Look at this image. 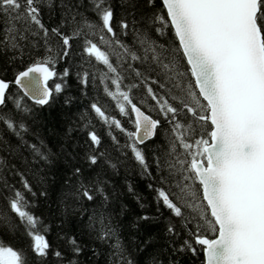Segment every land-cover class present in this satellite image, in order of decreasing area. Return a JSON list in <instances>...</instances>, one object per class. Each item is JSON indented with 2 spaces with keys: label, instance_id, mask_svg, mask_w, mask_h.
I'll return each mask as SVG.
<instances>
[{
  "label": "snow or ice",
  "instance_id": "6c2138e0",
  "mask_svg": "<svg viewBox=\"0 0 264 264\" xmlns=\"http://www.w3.org/2000/svg\"><path fill=\"white\" fill-rule=\"evenodd\" d=\"M44 2L0 0V19L5 23L0 53L11 51L9 62L22 63L27 47L22 42L30 37L42 38L48 53L44 58L32 59L11 80L0 78V109H7L9 101L13 105L11 110L0 112V124L23 141V134L28 132L26 120L32 114L23 105V98L44 107L65 91L69 71L57 73L55 64L68 58L72 42L79 41L87 62L92 67L104 66L100 73L104 93L116 102L122 115L134 114V128H124L98 100L91 104V110L109 128L114 126L127 136L125 147L149 175L139 145L157 135L161 120L134 102L133 89L143 86L155 102L153 107L170 126L165 155L155 157L160 181L168 185L167 190L157 189L158 200L176 217L183 216V209H199V220L206 225L203 233L199 223L194 231L189 229L191 239L173 251L193 256L202 251V264H264V0H160V11L145 18L143 27L137 26L141 22L136 18L134 0H126L131 20H117L110 0H88L86 11L94 13L95 20L80 11V2L59 0L57 4V0H46L50 10L59 7L62 14L60 25L51 30L42 22ZM146 3L152 4L153 0ZM66 26L70 32L65 31ZM166 31L174 47L167 41L158 43L151 35L155 32L163 36ZM130 34L132 44L121 39ZM51 37L59 41L57 52L49 46ZM76 75L84 87L90 79H96L88 69ZM185 75L191 78L186 85ZM126 78L131 82L125 84ZM154 84L178 101L179 107L155 91ZM169 84L171 87H167ZM13 86L20 96L10 92ZM175 89H180L183 96L172 95ZM64 102L71 104L72 98ZM88 136L93 146L101 144L95 131H89ZM3 143L0 140V145ZM28 148L35 157L48 161L42 142L29 144ZM102 156L92 154L87 161L97 165ZM8 171L0 157V230L14 233L23 227L29 242L26 248H14L0 239V264H32L28 253L35 264H48L50 255L63 260L64 252L54 250L47 239L49 226L29 210L31 202L26 193L36 196L32 185L22 173L14 172L20 178L21 188H17L9 182ZM80 172L76 168L74 175ZM98 196L102 203L88 218L89 237L111 250L109 264H133L110 215L103 211L108 201L103 185L81 182L75 191L81 203L95 202ZM198 196L199 204L193 203ZM168 232L175 234L172 227ZM66 242L73 257L84 251V244L75 236ZM68 264L77 261L69 259Z\"/></svg>",
  "mask_w": 264,
  "mask_h": 264
},
{
  "label": "trees",
  "instance_id": "16d2710c",
  "mask_svg": "<svg viewBox=\"0 0 264 264\" xmlns=\"http://www.w3.org/2000/svg\"><path fill=\"white\" fill-rule=\"evenodd\" d=\"M73 2H80L82 4L80 11L85 12L90 19H96L94 13L90 10L86 11L88 0H73ZM110 3L113 5L117 20L122 17L131 20L128 16L126 0H110ZM134 3L136 18L141 22L138 27H143L145 18L160 11V0H153L152 4L146 3V0H134ZM41 10L42 22L49 30L60 25L62 14L59 7L50 10L45 0L41 4ZM17 27L19 28L20 24H17ZM4 28L5 23L0 19V39H3ZM65 31L70 32L71 29L66 26ZM151 35L158 40V43L167 41L169 45L175 46L167 31L163 36H158L155 32ZM121 39L128 44L133 42L131 34ZM22 43L27 45L22 63L9 62L13 55L11 51L0 53V78L11 80L15 72L31 63L32 59L44 58L48 55L40 37H30L29 41ZM72 43L69 57L55 64L57 73H62L64 69L69 71L65 91L58 94L50 106L39 107L27 97L23 98V105L32 110V114L26 120L28 132L23 134V141L0 124V140L4 142L0 145V157H3L8 166L7 178L11 184L21 188L19 176L13 174L19 172L32 185L36 196L26 193L31 202L29 210L49 226L46 236L52 248L64 252L63 260H57L50 255L48 264H68L69 259H75L77 264H109L111 250L107 245L92 240L87 230L88 218L94 209L99 208L102 198L98 196L95 202L77 201L75 191L81 182L84 184L100 182L103 185L108 195L103 211L110 215L117 236L133 260V264H169L172 260H178L179 264H202L204 260L202 251L196 256L190 252L181 254L173 251L174 248H179L184 240L191 239L189 229L194 231L196 224H200L202 233L206 231V225L199 220V209L196 211L191 208L183 209V216L176 217L159 202L157 196V189H168V185L160 181L155 157H163L168 148L169 124L153 107L155 102L146 95L143 86L133 89L134 102L153 118L161 120L157 135L144 145H139L143 149L151 173L149 175L135 160L131 151L125 147L129 143L127 136L114 126L109 128L91 110V104L98 100L106 113L119 119L124 128L129 131L134 128L131 122L133 114L122 115L116 102L104 93V83L100 80V73L105 70L104 66L97 64L92 67L86 60L81 43L79 41ZM49 46L53 52H57L59 41L51 37ZM102 47L106 48V46ZM115 59L113 56V62ZM93 63L95 64L94 58ZM82 69H88L96 76L94 82L90 79L87 87L81 85L76 75ZM181 70L184 71L183 65ZM190 79V76L185 75L184 84L186 85ZM129 82L131 81L127 78L124 81L125 84ZM51 83L50 81L49 85ZM106 83L110 88H114L110 81ZM152 87L164 95V90L157 85L154 84ZM10 92L20 96L15 86ZM172 95L183 96V93L180 89H175ZM68 97L72 98L71 104L64 102ZM164 98L173 106L179 107V102L172 100L171 96L164 95ZM12 108V102L9 101L7 109H0V112ZM89 131H95L100 137L101 144L98 147L91 144ZM40 142H42V151L49 157L48 161L35 157L28 148L29 144H40ZM100 153H103V156L97 165H91L87 161V156ZM113 164L115 168L111 167ZM76 168L81 169L78 176L74 175ZM130 187L131 191H129ZM42 192L46 195H41ZM4 195L8 193L5 191ZM199 202L198 196L193 203L199 204ZM143 216H147L148 219H140ZM169 227L174 229L175 234L168 232ZM70 236H75L84 244V251L79 256L73 257L68 251L69 246L66 241ZM0 239L14 248H26L29 242L24 236L23 227L14 233L0 230ZM196 247L200 248L198 245ZM28 255L32 258V264H35L32 254L28 253Z\"/></svg>",
  "mask_w": 264,
  "mask_h": 264
},
{
  "label": "water",
  "instance_id": "95a60500",
  "mask_svg": "<svg viewBox=\"0 0 264 264\" xmlns=\"http://www.w3.org/2000/svg\"><path fill=\"white\" fill-rule=\"evenodd\" d=\"M50 82V81H49ZM29 99V98H28ZM33 102V101H32ZM133 116H134V114H133Z\"/></svg>",
  "mask_w": 264,
  "mask_h": 264
}]
</instances>
